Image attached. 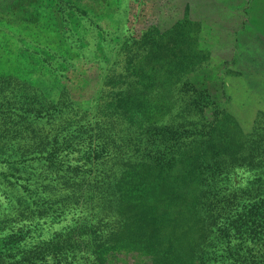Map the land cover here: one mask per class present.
<instances>
[{
  "label": "rangeland",
  "instance_id": "1",
  "mask_svg": "<svg viewBox=\"0 0 264 264\" xmlns=\"http://www.w3.org/2000/svg\"><path fill=\"white\" fill-rule=\"evenodd\" d=\"M151 45L169 54L155 59L190 60L196 65L192 79L215 83L216 90L223 86L230 116L250 136L245 145L257 149V162L233 167L242 180L228 188L264 179V0H0V130L20 128L23 116L24 129L40 137L51 133L53 142L102 127L113 91L107 77H118ZM25 93L39 94L46 107L31 106ZM38 110L42 122L34 120ZM1 131L0 146L29 142ZM120 134L123 147H131L132 132ZM84 144L80 165L88 173L102 169ZM113 148L116 158L125 150ZM46 158L11 163L0 156V264H99L87 251L90 235L81 234L99 221H110L106 233L119 227L110 191L106 201H90L56 175L46 186L40 181L49 172ZM75 174L79 184L93 176ZM259 191L261 202L239 209L241 221H264V184ZM254 247L257 264H264V234ZM138 258L114 262L138 264Z\"/></svg>",
  "mask_w": 264,
  "mask_h": 264
},
{
  "label": "trees",
  "instance_id": "2",
  "mask_svg": "<svg viewBox=\"0 0 264 264\" xmlns=\"http://www.w3.org/2000/svg\"><path fill=\"white\" fill-rule=\"evenodd\" d=\"M150 43L149 39L139 42L140 46ZM151 46L118 77H107L113 91L102 127L51 142L50 132L40 137L33 135L35 129H24L26 118L21 116L20 128L0 131L7 139L18 134L29 142L3 144L0 156L11 163L48 157L49 172L40 181L47 186L56 175L66 186H79L75 191L85 199L92 196L90 201H106L110 191L121 219L119 227L106 233L110 221H99L98 228H86L81 234L90 235L87 251L98 256L99 264L119 257H139L138 264H257L254 244L257 235L264 234V221L247 223L239 214L247 201H262L259 187L264 179L246 187H228L242 180L233 176L232 168L254 166L258 151L245 145L250 136L230 116L223 86L216 90L215 83L192 79L196 65L190 60L155 59L169 54ZM25 94L31 106L46 107L39 94ZM6 115V120L13 119ZM34 117L45 119L39 110ZM60 131L57 128L62 137ZM124 131L133 134L131 147H123L120 133ZM82 143L93 164L97 161L102 169L88 173L85 164L80 165L79 154L85 153ZM114 145L128 153L121 150L116 158ZM74 171L93 176L79 184Z\"/></svg>",
  "mask_w": 264,
  "mask_h": 264
}]
</instances>
